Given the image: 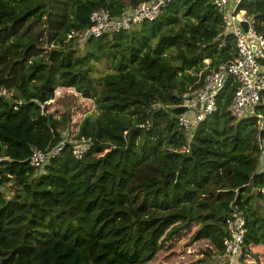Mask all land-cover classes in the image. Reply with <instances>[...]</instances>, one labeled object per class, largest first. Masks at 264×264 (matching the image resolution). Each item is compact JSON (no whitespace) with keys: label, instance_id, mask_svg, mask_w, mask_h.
<instances>
[{"label":"trees","instance_id":"16d2710c","mask_svg":"<svg viewBox=\"0 0 264 264\" xmlns=\"http://www.w3.org/2000/svg\"><path fill=\"white\" fill-rule=\"evenodd\" d=\"M150 1L0 0V91L13 93L0 97V264H153L183 235L209 240L200 262L212 264L224 254L232 203L246 216L241 264H264V94L263 118L238 120L229 85L193 137L174 109L151 110L182 103L237 56L214 0H172L130 30L70 37L96 9L121 16ZM240 10L264 35V0H242ZM101 60L114 71L94 75ZM59 87L94 101L97 114L70 139L93 145L77 159L68 143L38 169L32 150L57 145L70 127V106L48 111Z\"/></svg>","mask_w":264,"mask_h":264},{"label":"built area","instance_id":"2783aa9c","mask_svg":"<svg viewBox=\"0 0 264 264\" xmlns=\"http://www.w3.org/2000/svg\"><path fill=\"white\" fill-rule=\"evenodd\" d=\"M171 1L152 0L144 2L133 9L127 10L121 16H113L104 9H96L90 15L89 26L80 31H72L70 37H79V40L86 41L107 34L130 30L134 25L143 21H154L160 15L162 9ZM241 1L214 0L215 6L224 14V34H231L235 39L237 56L207 74L202 87L186 94L182 103L178 105L156 103L151 107V110H175L183 107L185 110L182 113H176L177 122L189 137H193L200 125L218 111V100L229 85L235 87L230 106L232 116L238 120L249 117L263 118L258 108L262 104L264 94V63L262 62L264 58V35L254 29L253 21L246 15L244 10L238 11ZM244 21L249 24L247 31L242 26ZM218 41L219 48L225 46L223 37L219 36ZM254 46L256 47L255 50L253 49ZM206 62L209 64V60H206ZM12 94L6 88H2L0 91V97L10 98ZM19 108V104L14 106L15 110H19ZM42 109L45 110V104H42ZM263 128L264 124L261 120L260 129ZM258 139L261 151L260 170L264 171V137L259 135ZM68 143L76 144L73 152L77 159H81L93 145L91 138L73 141L64 135L57 145L46 151L34 148L29 158L30 164L38 169L43 168L52 158L59 156ZM231 208L229 236L223 241V258L225 264H241L247 234L246 216L239 204L232 203Z\"/></svg>","mask_w":264,"mask_h":264},{"label":"rangeland","instance_id":"374dc122","mask_svg":"<svg viewBox=\"0 0 264 264\" xmlns=\"http://www.w3.org/2000/svg\"><path fill=\"white\" fill-rule=\"evenodd\" d=\"M46 44L45 48L52 47ZM93 73L96 76L107 72H113V65L106 61L92 62ZM71 107V122L68 131L64 134L71 139L73 133L78 131L83 118L88 114H97L93 100L83 97L75 89L59 87L56 90L55 99L49 105V112L56 116L64 113ZM11 186V185H10ZM188 235L174 238L173 241L166 242L164 249L153 264H205L200 262L203 259V250L211 243L209 240H200L193 244L189 242ZM212 264H225L222 256H213L209 259Z\"/></svg>","mask_w":264,"mask_h":264},{"label":"water","instance_id":"95a60500","mask_svg":"<svg viewBox=\"0 0 264 264\" xmlns=\"http://www.w3.org/2000/svg\"><path fill=\"white\" fill-rule=\"evenodd\" d=\"M242 26L244 27V29H245L246 31H247L248 28H249V24H248L247 21L242 22ZM253 49L255 50L256 47L254 46ZM184 110H185V109H184L183 107H179V108H176L174 111H175V113L179 114V113H182ZM244 249H245V247H244Z\"/></svg>","mask_w":264,"mask_h":264}]
</instances>
